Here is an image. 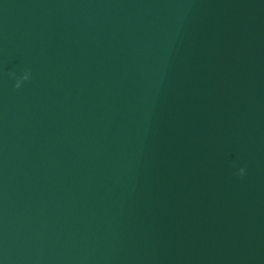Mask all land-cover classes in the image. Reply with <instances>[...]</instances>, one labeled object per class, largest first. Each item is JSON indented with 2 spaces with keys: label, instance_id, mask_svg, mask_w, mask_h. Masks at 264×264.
<instances>
[{
  "label": "water",
  "instance_id": "water-1",
  "mask_svg": "<svg viewBox=\"0 0 264 264\" xmlns=\"http://www.w3.org/2000/svg\"><path fill=\"white\" fill-rule=\"evenodd\" d=\"M0 264H264V92L117 0H0Z\"/></svg>",
  "mask_w": 264,
  "mask_h": 264
},
{
  "label": "clouds",
  "instance_id": "clouds-1",
  "mask_svg": "<svg viewBox=\"0 0 264 264\" xmlns=\"http://www.w3.org/2000/svg\"><path fill=\"white\" fill-rule=\"evenodd\" d=\"M28 77H27V75L24 77V79H27ZM20 81H17V84H16V87H20ZM246 168H244V167H241L239 170H238V174L240 175V176H244L245 174H246Z\"/></svg>",
  "mask_w": 264,
  "mask_h": 264
}]
</instances>
